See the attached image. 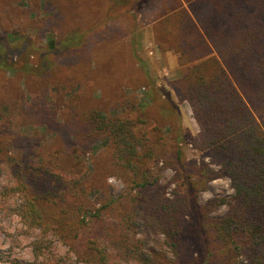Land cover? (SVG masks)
I'll list each match as a JSON object with an SVG mask.
<instances>
[{"label":"rangeland","instance_id":"rangeland-1","mask_svg":"<svg viewBox=\"0 0 264 264\" xmlns=\"http://www.w3.org/2000/svg\"><path fill=\"white\" fill-rule=\"evenodd\" d=\"M162 1L167 0H145L151 7H146L144 15ZM15 10H28L31 20L38 15L47 18L53 15L40 13L39 5L29 0H0V21ZM142 14L132 27L123 20V27L120 24L115 31L109 29L113 22L76 25L86 33L85 42L68 54L52 49L63 31L59 20L52 23L49 18L44 20L47 24L44 32L26 21L16 20L9 27L11 33L22 34L39 50L32 52L29 65L34 71L29 75L23 71L26 64L23 52L14 55L19 71L0 70V264H91L96 258L91 238L100 233L105 243L112 245L104 233L108 225L120 224L130 176L111 162L113 142L107 135L94 132L98 120L119 118L141 122L138 131L149 146V150L139 148L147 157L140 165L141 173L149 171L148 181L157 183L149 187L151 195L174 202L185 186L172 140L173 128L169 121L160 118L162 101L172 100L180 113L185 135L180 147L189 174L195 176L203 166L216 173L221 171L209 152L196 148L194 140L200 126L191 104L181 101L172 86L185 76L187 66H180L179 56L174 52L160 50ZM4 39L0 36V42ZM47 53L56 57L57 62L52 70L43 73L42 58ZM167 53L177 57V64ZM29 160L47 162L55 173L80 184L78 202L63 211V218L55 220V229L47 234L24 223L21 211L25 196L11 192L16 185L18 166L24 168L37 186L47 183L45 176L26 167ZM131 193L136 203L142 202L146 195L136 184ZM234 195L230 180L218 178L200 193L199 206L207 208L205 212L210 218H221L228 212L227 203ZM104 196L114 201L111 207H103L100 199ZM83 202L86 204L81 212ZM127 206L126 212L133 209ZM54 209L58 212L62 208ZM97 212L98 218L92 221V214ZM199 213L195 216L189 213L181 219L183 228L178 238L182 244L181 257L167 235L149 228L151 225L127 232V242L147 255H161L166 264H223L233 245H219L212 231L200 226ZM109 253H113L112 248ZM246 263V258L239 256L235 264Z\"/></svg>","mask_w":264,"mask_h":264},{"label":"trees","instance_id":"trees-1","mask_svg":"<svg viewBox=\"0 0 264 264\" xmlns=\"http://www.w3.org/2000/svg\"><path fill=\"white\" fill-rule=\"evenodd\" d=\"M29 1L39 5L40 13L53 14L48 17L50 23L54 20L61 23L63 31L52 48L60 54H68L84 44L86 33L76 25L82 23L88 27L113 22L109 29L115 31L120 24L123 27V20L131 27L135 25L143 11L142 17L147 20L146 26H151L160 50L174 52L179 56L180 66H187L185 76L172 83L173 89L181 101L189 102L193 108L200 126L194 140L196 148L209 152L221 167L219 173L203 166L195 176L189 174L180 147L185 140L180 113L172 100L162 101L160 118L169 121L173 128L172 140L185 183L176 201H166L160 195L149 194V187L157 183L148 181L149 171L141 173L140 165L147 157L139 148L149 150L138 131L141 122L119 118L98 120L94 132L111 138L114 147L111 162L130 176V184L123 197L120 224L108 225L104 233L112 245H107L100 233L89 241L96 253L91 264H166L161 255H147L127 242V232L148 225L166 234L181 257L182 244L178 240L183 228L181 219L197 212L202 216L200 226L212 231L219 245H233L223 264H235L239 256L246 258V264H264V0H167L157 3L148 15H144L145 10L151 4L145 0ZM143 4L146 6L141 9ZM48 18L38 15L31 20L28 10L4 15L0 21V36L5 37L0 42L1 71L20 70L14 56L17 52L26 53L23 71L27 75L34 71L29 65L30 58L33 50L39 49L22 34L11 33L9 27L19 20L44 32L47 24L43 21ZM42 61L44 73L55 67L57 58L47 53ZM26 167L36 175L45 176L47 183L37 186L24 168L18 166L16 185L11 192L25 196L21 211L24 223L47 234L55 229V220L63 218V211L78 202L80 184L55 173L47 162L29 160ZM218 178L229 179L235 195L227 203L229 210L225 216L210 218L205 212L207 208L199 206V195ZM135 184L146 194L140 203L132 197ZM100 201L105 208L114 204L105 196ZM81 204L79 210L84 212L86 203ZM127 205L135 209L126 212ZM54 207V210L62 209L54 212ZM98 216L99 212L92 214V221ZM109 248L113 253H109Z\"/></svg>","mask_w":264,"mask_h":264},{"label":"crops","instance_id":"crops-1","mask_svg":"<svg viewBox=\"0 0 264 264\" xmlns=\"http://www.w3.org/2000/svg\"><path fill=\"white\" fill-rule=\"evenodd\" d=\"M166 56H169L170 58L172 57V59L174 60V62L177 64V57H174L171 53H167ZM180 73V72H179Z\"/></svg>","mask_w":264,"mask_h":264}]
</instances>
